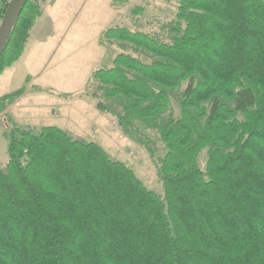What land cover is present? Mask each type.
I'll return each mask as SVG.
<instances>
[{
  "label": "trees",
  "instance_id": "obj_1",
  "mask_svg": "<svg viewBox=\"0 0 264 264\" xmlns=\"http://www.w3.org/2000/svg\"><path fill=\"white\" fill-rule=\"evenodd\" d=\"M46 5L26 1L0 76L23 56ZM170 32L168 43L106 30V40L154 60L118 54L92 75L106 88L97 108L135 142L186 85L180 117L158 127L162 193L97 143L13 126L0 165V264H264V0H178ZM25 92L0 98V112Z\"/></svg>",
  "mask_w": 264,
  "mask_h": 264
},
{
  "label": "rangeland",
  "instance_id": "obj_2",
  "mask_svg": "<svg viewBox=\"0 0 264 264\" xmlns=\"http://www.w3.org/2000/svg\"><path fill=\"white\" fill-rule=\"evenodd\" d=\"M177 9L178 0H47L45 16L32 33L23 61L11 70L13 81L7 90L22 88L27 94L8 106L7 113L0 112V165L9 162L8 135L13 126L34 132L58 127L74 139L99 144L113 161L131 167L149 189L162 193L156 163L165 151L158 127L180 117L179 101L186 85L171 93V109L157 124L140 125L135 142L125 137L112 115L97 108L99 98L94 95L106 101V88L92 75L112 67L118 54L148 63L154 60L129 44L106 40V30L127 27L171 43ZM40 33H52V37L42 41ZM26 74L37 78L42 92H30L23 80ZM108 103L118 111L124 105L121 100ZM207 158L204 151L199 158L203 169Z\"/></svg>",
  "mask_w": 264,
  "mask_h": 264
},
{
  "label": "crops",
  "instance_id": "obj_3",
  "mask_svg": "<svg viewBox=\"0 0 264 264\" xmlns=\"http://www.w3.org/2000/svg\"><path fill=\"white\" fill-rule=\"evenodd\" d=\"M44 16H45V14H44ZM44 16H43V18H44ZM42 18V19H43ZM41 19V20H42ZM40 20V21H41ZM39 21V22H40ZM38 22V23H39ZM38 23H37V25H38ZM37 25L35 26V28L33 29V31L31 32V38H30V40H29V42H28V44H27V46H26V48H25V52H24V54H23V56L21 57V59L16 63V64H14L12 67H10V68H8L1 76H0V91H3V92H1L0 93V98H2V97H4V96H6V95H8V94H11V93H14V92H9L8 90H7V88H8V86H10V84L12 83V81H13V73L11 72V70L14 68V66H16V65H18L19 63H21L22 61H23V59H24V57H25V55H26V50H27V48H28V45H29V43H30V41H31V39H32V33L34 32V30L36 29V27H37ZM38 36H40V38H41V40L43 41H47V39L49 38V37H52V33H48V34H46V33H40V34H38ZM37 78H34V77H32V75H30V74H26V75H24V78H23V80L24 81H26V82H28V87H29V89H30V92L31 91H34V92H36V93H40V92H42L43 91V88H41L40 86H38V84H36V82L35 81H37L36 80ZM22 89V88H21ZM18 90H20V89H18ZM17 91V90H16ZM26 91V90H25ZM26 92H25V94L22 96L23 98L26 96ZM22 97L20 98V99H18L17 101H19V100H21L22 99ZM16 101V102H17ZM10 106H14V105H10ZM8 110L9 109H7L4 113H7L8 112ZM57 110V109H56ZM53 113V112H52ZM63 130V129H62ZM65 131V130H64ZM66 132V131H65ZM6 165V164H5Z\"/></svg>",
  "mask_w": 264,
  "mask_h": 264
},
{
  "label": "water",
  "instance_id": "obj_4",
  "mask_svg": "<svg viewBox=\"0 0 264 264\" xmlns=\"http://www.w3.org/2000/svg\"><path fill=\"white\" fill-rule=\"evenodd\" d=\"M27 0H11L0 26V57Z\"/></svg>",
  "mask_w": 264,
  "mask_h": 264
},
{
  "label": "built area",
  "instance_id": "obj_5",
  "mask_svg": "<svg viewBox=\"0 0 264 264\" xmlns=\"http://www.w3.org/2000/svg\"><path fill=\"white\" fill-rule=\"evenodd\" d=\"M11 0H8V2H5V0H0V10L4 8L5 5L9 4ZM2 24V21H0V26Z\"/></svg>",
  "mask_w": 264,
  "mask_h": 264
}]
</instances>
